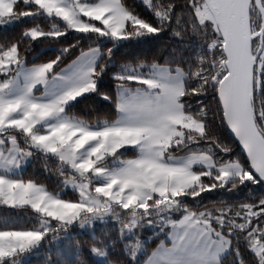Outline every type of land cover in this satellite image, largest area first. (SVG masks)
Wrapping results in <instances>:
<instances>
[{
	"label": "trees",
	"instance_id": "1",
	"mask_svg": "<svg viewBox=\"0 0 264 264\" xmlns=\"http://www.w3.org/2000/svg\"><path fill=\"white\" fill-rule=\"evenodd\" d=\"M64 1L72 7L69 0ZM78 2L96 4L95 0ZM120 3L133 17L151 24L159 31L143 32L125 39H115L96 32H78L63 17L33 2L17 1L13 14L21 21L7 28L0 26V58L14 46L17 48V63L7 74L0 72V82L14 77L21 67L50 63L52 67L48 76H54L83 52L97 48L101 58L92 75L95 89L68 105L65 115L92 129H103L118 118L120 87L136 89L143 86L142 79L156 67L182 70L185 75L184 92L179 101L188 120L202 124V130L194 131L185 125L179 127L178 134L164 148V154L167 157L206 154L213 160L217 170L213 175L201 176L195 186L173 199L153 196L145 207L127 210L115 206L117 212L121 213L120 219L116 221L110 220L86 231H80L75 225L53 229L44 236L39 247L26 253L28 259L22 264H144L185 215L208 225L228 239L229 251L221 264H259L258 256L250 250L247 225L245 230H241L239 223L234 222V215L223 224L216 220L218 215L226 214L228 209L235 213L245 206H259L264 202V184L257 177L255 182L240 183L249 178L247 171L251 172V169L226 128L220 102L218 105L215 96L219 83L227 73L226 57L222 37L213 19L202 22L199 17L198 9L211 16L204 1L194 0L198 23L192 21L188 0H120ZM262 3L264 6V0ZM158 12L160 15H157ZM76 16L82 22L102 27L98 22L89 21L77 13ZM251 23L253 34L261 30V15L254 4L251 7ZM259 47L260 39L257 38L253 42L254 56ZM222 72L225 75L218 80ZM213 82L217 85L215 89L212 87ZM198 85V91L203 92L205 86L208 90L201 95H192V89ZM254 89L252 108L257 127L264 137V48L255 67ZM7 133H15L21 146L30 148L23 132L10 130ZM115 156L126 161L136 158L138 151L129 149ZM112 158L104 163L108 164ZM232 163L240 166L242 173L220 187L221 182L216 176L218 169ZM195 171L203 173L204 169L197 168ZM76 176L58 158L34 151L30 164L18 178L58 194L64 188L63 180ZM209 187L212 189L209 190ZM61 199L73 202L80 200L78 193L70 190L61 194ZM209 218L212 219L211 224ZM41 223V215L31 207L0 205V233L36 232L40 230ZM253 223L264 225V218ZM145 230L150 231L142 238L145 248L142 252L134 251L129 243L137 241L136 232ZM96 252H106L107 261L100 262L95 257Z\"/></svg>",
	"mask_w": 264,
	"mask_h": 264
},
{
	"label": "crops",
	"instance_id": "2",
	"mask_svg": "<svg viewBox=\"0 0 264 264\" xmlns=\"http://www.w3.org/2000/svg\"><path fill=\"white\" fill-rule=\"evenodd\" d=\"M54 1L50 0L52 4ZM100 58L99 49H90L51 77L48 76L51 70L48 65L21 67L0 88V108L30 101L51 115L60 127L70 125L67 130L71 129L73 135H79V132L96 136L110 134L114 138L134 140L138 145V156L123 161L116 168L120 175L134 165L132 177L124 180L134 190L135 187L143 191L157 187L172 172L178 178L180 174H191L197 168L206 169L197 165L204 159L200 155L179 158L164 154V148L178 134V128L188 123L179 102L185 81L184 72L179 69L156 67L144 78L146 81L142 79L143 86L127 88L123 95H119L117 120L106 128L92 129L66 117L68 105L94 91L95 85L90 88L88 83H93L92 75ZM63 133L59 135L60 140L68 135ZM208 163H211L208 165L211 169L217 170L214 163ZM184 168L190 171L185 172ZM150 194L160 196L158 190ZM228 251L227 238L185 215L144 264H221Z\"/></svg>",
	"mask_w": 264,
	"mask_h": 264
},
{
	"label": "rangeland",
	"instance_id": "3",
	"mask_svg": "<svg viewBox=\"0 0 264 264\" xmlns=\"http://www.w3.org/2000/svg\"><path fill=\"white\" fill-rule=\"evenodd\" d=\"M17 1L19 0H0V16L9 15L11 17L0 20L1 27L3 28L11 27L12 25L21 21V18L15 17L13 14V7ZM24 1H26L27 3L33 2L39 5L44 10L51 12L57 16L63 17L66 21L72 24L74 26V29L78 32H88V29L91 26V24H87L85 22L80 21L77 18L76 13L79 16L83 14L84 17H89V16L94 17L97 15V13L94 11V5L81 3L78 2V0H69V2L71 3L70 5L72 7H70L68 3L64 0H55V1L53 0L54 1L53 4L52 2H50V0H24ZM72 8L76 10V13ZM198 14L202 22L208 21L210 18L212 19V17L209 16L208 13H206L205 11H201V9H198ZM16 63H17V56L15 58H10L8 56L1 57L0 72L2 74H7L11 70V67L15 66ZM48 66L50 68L52 67L51 65ZM133 80H137V79H133ZM5 81L0 82V88L4 87V85H6L5 83H8L7 80ZM143 81L146 80L143 79ZM146 83L148 84V82ZM127 88L128 87H120L119 95H123ZM186 127L194 131L202 130V124L196 123L192 120H188ZM10 130L23 132L24 139L28 140L30 144V148L29 149L23 148L21 146V143L17 140L18 135H16L15 133L14 134L7 133V131ZM63 131L65 132V135L67 134L68 135L65 136L62 140H60L59 135H61ZM73 133L74 132H72L71 129L67 130V128L60 127L57 121L54 120L51 115L48 116L46 112H44L39 108L37 103L27 101L25 104L0 108V140L4 141V143L0 144V176L4 177L7 180L23 181L18 177L22 175V173L26 170L27 166L30 164L32 160L33 152L38 151L58 158L61 161V163L66 165L68 168L71 169V171L74 174L77 175L76 177H71L70 179L63 180L64 188L58 194H52L47 190H45L44 187L36 185L42 190L43 193H46L49 196H53L57 198L58 201H64L61 199V194H63L67 190H70L77 192L79 195V199L81 200L79 194V185L86 182L88 183L90 188L93 189L95 188L96 191H100L102 188L104 194L107 197L121 200L123 203V207L121 208L127 210L138 207L141 208V206L145 207L146 202L153 197V195L150 193L154 190H158V193L160 195L159 197L165 200L178 197L181 194H183L187 189L195 186L198 183L201 176L209 175L210 172L213 173L214 171H216L215 169L213 170L211 169V167L208 166L211 165V163H208V161L213 163V160L208 155L196 154L206 159V160L202 159L198 161L200 164H197L198 166L203 165L206 167L203 173L192 171L191 174H180L179 177L176 178L175 174H173L172 172L168 174V176L160 183L159 186L152 187L149 190H147L148 189L147 188L146 189L147 192L143 191L144 192L143 197L138 200L134 195V189L128 187L124 181L119 184H117L115 180L111 184L107 183L110 177L118 176L116 168H118L119 165L124 163L121 157L115 155L125 152L126 150L129 149L138 150L137 143L132 139L120 138L121 139L120 140L118 138H114L110 134H108L107 136H102V135L96 136L93 134L88 135L87 133L84 132H79V135H73ZM12 137H15L16 144L12 145L10 143ZM73 137H75V140H73ZM31 141H33L35 145ZM61 142H63V144ZM70 143L79 146V148L81 149V151L77 155L78 160L79 159L86 160L89 158L92 159L93 161L99 160L97 167L101 168L103 171L100 174L88 173L82 177L79 171L73 168L69 162L61 160L59 154H54L57 152L58 149H64L65 145H68ZM45 149H47V151ZM100 157L103 158L100 159ZM110 158L112 159L109 160L108 164H105L104 162ZM228 171L231 172V179L237 176L238 172L240 173V175L242 173L241 167L238 165L236 167L230 168ZM226 175L227 173H221L220 176L223 177ZM231 179H229L227 182H229ZM218 180L221 182L220 177ZM135 189L137 188L135 187ZM2 190H3V186L0 185V191ZM0 205L8 206L3 203H0ZM24 206L31 207L28 204H25ZM80 206L81 205L79 203L76 204V207H80ZM115 206H119V205L113 203L110 207V210L103 214H96V215L83 214L78 220L73 221L71 224H67V225L55 220H49L47 216H42L39 212L35 210L39 215H41V219H42L41 228L38 231L45 230L46 234H50L53 229L57 230L60 229L61 227L70 226V225H75L79 227L80 231H86L89 228L98 226L99 224L103 225L110 220L116 221L120 219L121 213L117 212V208ZM45 207L48 209L49 212L56 215L69 214V209L63 206L61 203H57L55 205L45 204ZM38 231L20 232V233L18 232L0 233V256L6 255L7 252V249L3 247V241L5 239L14 240V241H23L26 238H28L31 234H36ZM152 231L155 232V229L152 228ZM148 233H150V231L147 230L136 232L137 241L129 243V245L132 247V249H134V251L142 252L143 248H145V244L142 238L146 237L147 235L145 234ZM141 234L143 235L141 237H138ZM42 240L22 254L13 257L4 258L3 264H22L28 259V255H26V253L39 247ZM105 256H106V252L104 253L96 252L95 254V257L100 262L107 261Z\"/></svg>",
	"mask_w": 264,
	"mask_h": 264
},
{
	"label": "snow or ice",
	"instance_id": "4",
	"mask_svg": "<svg viewBox=\"0 0 264 264\" xmlns=\"http://www.w3.org/2000/svg\"><path fill=\"white\" fill-rule=\"evenodd\" d=\"M188 7L191 10L193 23H198V21L196 20L194 0H188ZM94 11L97 13V15L94 17L89 16L85 18L83 14H81V17L89 21L98 22L102 27H97L96 24L91 23L88 32H96L100 33L101 35H110L113 38L125 39L133 35H141L143 32L156 33L159 31L158 28L153 27L151 24L146 23L136 17H133L131 13L125 11L121 6L120 0H99V2L94 5ZM157 15H160V13L158 12ZM5 18L11 17L9 15L0 16V20H3ZM129 25H131V30L129 29ZM32 35L34 38L35 34L33 33ZM9 49L10 50L6 51L4 55L10 58H15L17 56V48L13 46ZM50 65L52 66V63H50ZM224 75L225 73H220V76H218L217 79L219 80L223 78ZM129 79L133 78L130 77ZM88 85L91 88L92 86H94V83H88ZM216 86V83L213 82V89H215ZM198 87L199 85L192 89V95H201L208 90L207 86H205L203 92H200L197 90ZM215 96L219 105V96L216 92ZM220 107L222 111V105ZM62 127L68 128L71 126L64 125ZM73 140H75V137H73ZM31 142L34 144L33 141ZM2 143H4V141L0 140V144ZM10 143L12 145L16 144L15 137L11 138ZM45 150L47 151V149ZM80 151L81 149L79 148V146L70 143L68 145H65L64 149H58L54 154H59L61 160L69 162L73 168L79 171L82 177L88 173L100 174L103 170L97 167L99 160L93 161L90 158L86 160H78L77 155ZM245 151L247 154L246 149ZM102 158L103 157H100V159ZM236 166V163H232L230 165L221 166L219 168L216 176L221 178L220 187H223L224 184L229 179H231V172L228 170ZM133 168L134 165L123 170L120 175L116 177H110L107 183L111 184L115 180L117 184H119L124 180L130 179L133 175ZM252 168L261 179H264V171H259L256 167ZM182 170L185 172L190 171L188 168H184ZM221 173H227V175L221 177ZM247 173L249 178L240 181V183H243L244 181L255 182L256 176L253 175V172L247 171ZM209 175H213L212 172H210ZM239 176L240 173L238 172L237 177ZM0 185L3 186V190L0 191V203H3L10 207L24 206L25 204H28L42 216H47L49 220H55L65 225L71 224L73 221L78 220L83 214H103L110 210V207L113 203L118 204L120 207H123V203L121 200L107 197L104 194L102 188L100 191H96L95 188H90V186L86 182L79 185V194L81 200L77 202L69 200L58 201L57 198L43 193L42 190L31 181L25 183L18 180H7L4 177L0 176ZM233 187H235V184H233ZM210 189H212V187H209V190ZM134 195L139 200L143 197L144 192L141 188H137L134 190ZM193 195H196L195 190H193ZM57 203H61L63 206L68 208L69 214L56 215L49 212L45 207V204L55 205ZM77 203H79L81 206L76 207ZM233 215L236 217V221L234 222L239 223V227L241 230H245V225H247L246 235L251 242L250 250L258 256L259 264H264V225L253 223L254 220L259 221L260 218H264V202H261L257 207L245 206L240 211H237L235 213H233L231 209H228L226 214L218 215L216 217V220L223 224L229 217H232ZM209 223H212L211 218H209ZM45 235L46 231L43 230L38 231L36 234H31L23 241L5 239L3 241V247L7 249V252L6 255L0 256V264H3L4 258L13 257L24 253L29 248L41 241Z\"/></svg>",
	"mask_w": 264,
	"mask_h": 264
},
{
	"label": "water",
	"instance_id": "5",
	"mask_svg": "<svg viewBox=\"0 0 264 264\" xmlns=\"http://www.w3.org/2000/svg\"><path fill=\"white\" fill-rule=\"evenodd\" d=\"M223 40L226 75L218 86V96L226 128L252 167L264 171V137L257 127L252 103L255 96V67L264 48V6L262 0H203ZM262 19L261 30L252 33L251 7ZM260 47L253 55V42ZM243 145H241V144ZM247 150V154L245 149Z\"/></svg>",
	"mask_w": 264,
	"mask_h": 264
}]
</instances>
